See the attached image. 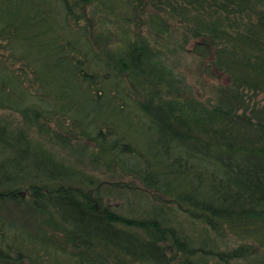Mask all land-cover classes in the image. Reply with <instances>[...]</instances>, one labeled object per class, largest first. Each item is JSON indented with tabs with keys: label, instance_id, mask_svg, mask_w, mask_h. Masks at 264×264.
I'll use <instances>...</instances> for the list:
<instances>
[{
	"label": "trees",
	"instance_id": "16d2710c",
	"mask_svg": "<svg viewBox=\"0 0 264 264\" xmlns=\"http://www.w3.org/2000/svg\"><path fill=\"white\" fill-rule=\"evenodd\" d=\"M148 2L155 40L167 32L173 43L182 30L181 48L195 41L194 55L227 78L212 106L187 99L150 39L131 38L134 0H0V109L69 154H84L80 140L90 165L167 200L142 217L122 213L95 181L0 120V204L48 229L0 212V264H264V113L242 112L243 93L264 95V0ZM113 29L123 43L108 55L96 47ZM126 116L145 118L147 137L121 127ZM223 230L240 244L220 250Z\"/></svg>",
	"mask_w": 264,
	"mask_h": 264
},
{
	"label": "rangeland",
	"instance_id": "374dc122",
	"mask_svg": "<svg viewBox=\"0 0 264 264\" xmlns=\"http://www.w3.org/2000/svg\"><path fill=\"white\" fill-rule=\"evenodd\" d=\"M135 1L136 0H134V3H131L130 5L131 10H133L136 15V17H134V22H131L128 27L131 38L133 40L138 38L140 41L141 39L146 41V38L151 40V47L157 50V53L164 62V65L167 66L168 62L180 78L179 80L183 82V87L187 92V99L193 98L197 102L203 104L206 108H208L207 106H212V104L216 103L217 98H219L218 92L221 91L216 89L226 86L228 83L227 78L218 73L213 66H211V64L206 62L204 63L202 59L194 55L192 51V43H195V41L190 42L185 46V48H181L180 42L184 41L182 30L179 31V34H174L175 40L172 38V40H174L173 43H167V39L170 37V35H167V32L161 33L160 39H157L158 41L155 40V36L152 35L155 34L156 28H153L152 25L149 24L148 20L150 16L156 13L155 8L152 5H149L148 0H141V2ZM163 17L167 19V16ZM98 20L99 16L90 17V21L92 22L91 28L95 33L91 35L92 41H94V38L97 37V26L95 23H97ZM112 32L113 37L110 40H106L101 36H99L101 39L98 37V47H96L97 50H101L103 53H107L108 55L117 53V49L123 41L122 37L116 32V30L113 29ZM174 33H177L176 29ZM133 94L136 100L140 102L147 101L145 96L142 98V95L135 91V89H133ZM222 95L223 94H221V98L223 97ZM242 97L244 100L242 112L246 111L248 117L254 115L259 121H261V114L262 112L264 113V95L255 97L251 93H243ZM242 112H239V114H242ZM0 120L3 123L8 124L12 129L25 132L28 137L35 140L43 148H46L55 159L63 163L66 167L77 172H82L87 178L95 181L94 185H97V188L94 193L100 189L101 193L104 194L106 199H108L110 205L118 208L122 213L142 217L148 210H151L157 205L167 208V200L165 197L162 195L160 196L157 192L150 191L139 180L129 177L119 169L116 172H108L94 167L90 165V163L86 162L85 157L88 153H85L84 149H86V147L80 140L76 142L80 144L76 149H81L84 154L77 155L74 152L69 154L68 151H64L57 145H53V142H51L48 136L42 134L38 130L29 129L23 118L18 114L0 109ZM127 124L133 126L134 129L130 132H132L135 137H138L141 133H143L144 137H147V134H145L147 129H143L144 124H147V120L145 118L137 121L132 117L126 116L122 119L121 127L125 128ZM90 147L95 150L93 144H91ZM87 149H89L88 146ZM110 193L113 196L110 197L108 195ZM102 194H100L101 197L103 196ZM20 196L25 200L28 199V196H25V194H21ZM23 202L27 203L26 201ZM130 211L135 212L133 214ZM0 212L7 221L13 224H15L16 221L20 222L19 219L21 218L30 221V223L35 227L33 228L27 226V229L31 232L48 231V229H46L42 224V219L39 216L26 211H21V209H19V207H15V204L11 201L0 204ZM180 217H182L181 214ZM223 232L225 233V236L218 244L220 250L223 251L225 249L234 248L240 244L239 241L233 239L229 233L224 230ZM96 251V253H99L103 256V258H107V252L103 248L96 247ZM260 254L264 255V251H260Z\"/></svg>",
	"mask_w": 264,
	"mask_h": 264
}]
</instances>
